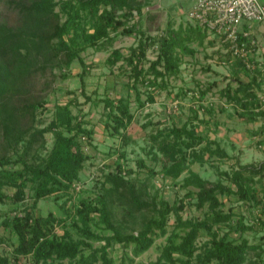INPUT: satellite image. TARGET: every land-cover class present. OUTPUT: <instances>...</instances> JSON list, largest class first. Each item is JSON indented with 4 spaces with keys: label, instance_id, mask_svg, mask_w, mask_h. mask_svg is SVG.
<instances>
[{
    "label": "trees",
    "instance_id": "1",
    "mask_svg": "<svg viewBox=\"0 0 264 264\" xmlns=\"http://www.w3.org/2000/svg\"><path fill=\"white\" fill-rule=\"evenodd\" d=\"M2 2L18 11L19 22L11 25L0 17V131L6 149V153L0 155V203L22 204L32 200L22 214L15 213L3 221L6 228L10 227L18 236L13 251L16 264H27L20 263V257L31 258L29 264H66L65 260L70 264L76 261L94 264L98 259L101 264H113L110 248L116 244L125 247L133 244L134 255L139 256L154 244L156 237L169 233L172 215L175 217L173 230L161 255L151 264H259L258 260L264 264V248L257 252L258 259H248L250 249L257 250L263 245H255L246 237L248 232H258L264 220L249 222L242 213L235 215L233 209H224V199L228 197L234 204L246 205L250 210L263 204L256 186L264 184V162L219 169L218 178L213 181L192 164L203 163L206 151L221 158L228 157V153L207 131L198 132V126L191 125L193 122L183 126L175 123L152 135L157 149L168 160L161 172L180 183L181 188L188 189L187 197L195 199L198 209L205 210L203 217L184 218L183 200L171 203L165 198L157 199L158 193L149 198V185L138 186L136 171L123 162H118L112 170H103L104 178L99 187L102 190L96 197L82 196L73 203L90 157L84 145L92 144L93 129L88 127L83 115L73 113L69 103L57 105L55 117L47 126L40 128L35 123H27V120H35L37 109V103L26 98L33 76L54 68L67 72L78 60L83 66L80 77L85 92L84 74L88 66L82 53L88 47L105 49L112 42L111 31L121 28L126 34H139L140 41L126 56L115 48L106 61L114 66L124 60L131 67L139 106L155 102L157 88H167L169 78L180 75L185 54L196 53L185 43L190 36L183 37L182 29H170L157 38L148 34L145 21L155 17V12L146 10L150 0H0V4ZM63 14L66 17L61 21ZM135 17L136 21L131 22ZM190 28L193 30L192 26ZM194 28L200 36L202 31H207L199 25ZM154 45L158 47V54L145 69L143 61ZM230 63L236 74L244 71L249 77L254 75L249 81L240 79L235 89L226 87L222 95L228 102L243 106L245 111L240 114L249 121L256 120L264 115V110L256 111L264 106L257 93L262 81L258 78L264 74L258 68H248L238 58ZM139 83L151 88L146 101L142 100ZM206 94L207 91H201L202 98ZM22 99L25 102H20ZM102 101L107 116L105 128L112 136L119 135L123 145H127L129 125L136 119L129 97H105ZM47 132L54 133V141L43 155L41 150L47 147ZM254 134L263 142L264 124ZM202 143L201 149H197L196 145ZM141 164L145 165L143 160ZM150 171L156 174L153 169ZM7 187L14 189L11 195L5 191ZM50 196L57 201L65 198L61 204L65 213L62 218L52 212L47 216L36 213L39 202ZM115 203L126 208L125 216L134 217L135 211L144 209L153 214L143 216L142 227L137 232H124L126 222L123 217H115ZM70 219L78 228L77 237L68 227ZM99 224L112 234L95 231L93 225ZM224 227L228 230L223 232ZM178 230H183L184 234ZM231 231L235 232L234 236ZM203 235L208 239L199 245L197 241ZM94 241H104V244L94 248ZM2 242L4 238L0 236V244ZM85 249L91 250L87 256ZM0 264H10V260L0 256Z\"/></svg>",
    "mask_w": 264,
    "mask_h": 264
},
{
    "label": "rangeland",
    "instance_id": "2",
    "mask_svg": "<svg viewBox=\"0 0 264 264\" xmlns=\"http://www.w3.org/2000/svg\"><path fill=\"white\" fill-rule=\"evenodd\" d=\"M192 4L193 0H150V4L146 6L147 11L149 9L158 11L154 13L155 17H148L145 21L148 34L157 38L170 29L175 31L182 29V36L189 35L191 38L186 40V45L196 51L195 54H185L180 75L169 78L167 88H157L156 101L153 103L147 102L144 107L139 106L136 89L133 87V71L124 60H120L114 66H110L106 61L115 48L121 49L126 56L140 41L139 34H126L122 32V28L116 32L111 31L112 42L108 43L105 49L88 47L82 53L88 66L84 74L85 92L82 91L80 77L83 66L78 60L74 61L67 72L64 69L54 68L45 74L37 73L33 76L31 91L26 98L36 102L37 109L34 111L35 120L33 122L27 120V123H35L36 127L40 128L47 126L55 117L57 105L64 106L69 103L73 113L83 115L88 121V127L94 131L92 144L84 145L90 157L81 174V181L77 185V195L73 203L79 201L82 196L96 197L102 190L99 187L104 178L103 170H112L118 162H123L136 171L138 186L144 183L149 185L151 195L149 198L158 193L157 199L165 198L171 203H179L183 200L185 203V209L182 211L184 218L203 217L205 210L198 209L194 204L195 199L187 197L188 189L181 188L180 183H176L175 180L164 176L161 172L162 165L168 160L157 149L152 135L158 129L172 127L175 123L183 126L193 122L191 125H197L198 132L207 131L209 137L216 139L228 153V157L221 158L217 155L211 156L206 151L203 163L192 164L195 169H200L205 177L213 181L217 180L219 169L230 170L239 165L264 162V141H259V135L254 134L264 124V115H259L256 120L249 121L240 114L245 111V108L238 103L228 102L227 97H224L221 92L228 86L233 89L237 88L240 79L246 81L245 72L236 74L233 71L231 58L216 37L207 31H202V35H199V31L194 28L198 24L191 20L188 14ZM0 17L11 25L19 22L18 11L6 2L0 4ZM65 17L63 14L61 21ZM134 21L136 17L131 19V22ZM157 54V45L148 49L147 57L143 61L145 69H148L150 61L154 60ZM64 72L67 76H64ZM138 87L142 93V100L146 101L151 88H147L144 83H139ZM201 91H207L203 98ZM258 91L264 92L262 88ZM105 97H129L130 99L131 110L136 114V119L129 125L130 140L127 145H123L124 142L119 135L112 136L105 128L107 116L105 103L102 101ZM258 98L261 99L260 94ZM20 102H25V100L22 99ZM260 110H264V107L256 111ZM202 120L207 123H201ZM46 137L47 147L41 150L43 155H46L52 147L54 133L47 132ZM83 141L85 143L86 140L83 139ZM203 144L196 145V148L201 149ZM4 147L0 131V155L6 153ZM142 160L145 165L141 164ZM150 169H153L156 174H150ZM256 188L259 191V199L263 201L259 207L250 210L246 205L240 207L234 204L229 197H223L226 202L224 209L227 211L233 209L235 215L242 213L249 222L264 220V184H259ZM5 191L11 195L14 189L7 187ZM31 201L28 200L22 204L11 201L0 203V236L4 238V242L0 244V256L8 257L10 264H16L13 251L18 244V236L10 227L6 228L3 221L15 213L22 214L23 208ZM64 201L65 198L57 201L53 196L47 197L39 202L36 213L47 216L52 212L58 218H62L65 215L63 207L61 208ZM73 203H68V205H73ZM114 213L117 219H122V217L125 219L124 232H137L142 227L143 216L150 217L153 214L151 210L144 209L142 212L135 211L134 217L125 216L127 210L119 203L114 204ZM174 223L175 217L172 215L168 224L169 233L156 237L154 244L139 256L134 255L133 244L126 247L116 244L110 248L113 264H151L156 261L161 255L162 247L167 243V237L172 232ZM68 227L77 237L79 231L74 226L73 220H69ZM93 229L100 234H112V231L105 229L103 224L93 225ZM222 230L224 232L228 228L224 227ZM57 231H62L59 225ZM178 231L184 234L183 230ZM263 234L264 226L256 233L246 234L251 243L255 245L262 243L263 245L257 250L250 249L248 253L250 261L258 259L257 252L264 248V240H261ZM231 235L234 236L235 232L231 231ZM207 239L208 236L203 235L197 243L202 245ZM92 243L94 248H98L104 244V241ZM90 252V249H85L84 255L87 256ZM19 262L29 264L32 260L28 257H20ZM65 263L70 264L67 260ZM258 263L261 262L258 260ZM74 264L84 263L76 261ZM94 264H101V260L98 259Z\"/></svg>",
    "mask_w": 264,
    "mask_h": 264
},
{
    "label": "built area",
    "instance_id": "3",
    "mask_svg": "<svg viewBox=\"0 0 264 264\" xmlns=\"http://www.w3.org/2000/svg\"><path fill=\"white\" fill-rule=\"evenodd\" d=\"M188 14L191 20L218 39L230 61L238 58L248 68H258L264 74V59L256 56L260 43H264L262 0H193ZM260 97L264 102V92Z\"/></svg>",
    "mask_w": 264,
    "mask_h": 264
},
{
    "label": "crops",
    "instance_id": "4",
    "mask_svg": "<svg viewBox=\"0 0 264 264\" xmlns=\"http://www.w3.org/2000/svg\"><path fill=\"white\" fill-rule=\"evenodd\" d=\"M263 1V0H262ZM264 2V1H263ZM156 7H157V4H156ZM155 9H158V8H155ZM148 10V9H147ZM150 10V9H149ZM160 10V9H159ZM152 12H158V11H152ZM256 26V29H258L259 30V26L258 25H255ZM261 45H260V48H259V51H257V58L258 59H264V43L263 42H261L260 43ZM242 73V72H241ZM254 75V74H253ZM252 75V76H253ZM252 76H247L246 74H245V77H246V81H249L250 80V78L252 77ZM258 80L259 81H261L260 83H261V88L264 90V76L263 77H261V76H259V78H258ZM257 93H258V95L259 94H261L262 92H259L258 91V89H257ZM264 107V106H263Z\"/></svg>",
    "mask_w": 264,
    "mask_h": 264
}]
</instances>
